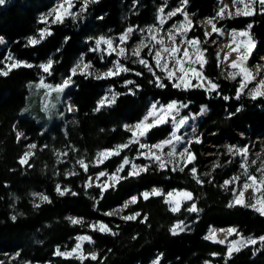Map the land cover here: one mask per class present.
Returning <instances> with one entry per match:
<instances>
[{"label": "trees", "instance_id": "16d2710c", "mask_svg": "<svg viewBox=\"0 0 264 264\" xmlns=\"http://www.w3.org/2000/svg\"><path fill=\"white\" fill-rule=\"evenodd\" d=\"M55 2L6 0L5 4H0V37L7 41V46L0 49V67L6 65L9 54L31 65L12 68L6 76L0 74L1 264H20L21 260L46 264H146L157 254H161L159 264H203L209 260L215 264H264V243L247 245L229 257L226 244L206 239L210 226L235 227L238 235L264 236V215L247 206L229 207L233 187L226 190L221 185L235 168L227 164L231 155L225 143L246 146L254 142L258 146L260 139H255L264 136V97L252 99L241 93L237 99L239 80H230L222 73L218 50L205 35V26L198 22L199 16L214 13L216 0H189L188 7L195 14L189 35L198 37L206 50L204 71L219 85L215 91L174 87V80H169L161 71H154L153 75V71L141 63L133 65V72L107 78L97 79L93 74L71 75V68L81 55L97 69L108 70L110 64L91 49L94 38L107 31L120 34L130 25L152 22L160 0H96L88 4L84 13L66 17L62 23L41 20V14ZM262 9L264 6L257 5L252 16L226 14L216 22L219 27L234 29H248L251 25L256 50H264ZM43 29H49L51 34L41 35ZM31 37L39 43L30 44ZM49 61L52 68L45 73L41 65ZM151 64L155 67L153 58ZM42 77L52 83L72 80L66 96L73 99L78 113L76 123L67 127L66 134L56 129L53 136L44 131L37 119L22 114L30 96L29 85ZM127 80H133L134 91L124 84ZM160 83L165 87H160ZM107 86L114 87L117 97L113 105L97 111ZM151 100L183 101L187 104L184 112L188 114L198 113L204 105L208 106L210 113L199 124V142L191 144L196 161L187 164L183 171L154 168L138 176H128L127 167L115 186L107 190L87 189L91 175L113 172L124 158L136 155L139 149L128 147L101 164L95 163L100 149L115 147L132 137L124 124L140 121ZM17 124L25 133L22 139ZM171 131L169 124L154 127L148 133L149 142L156 143ZM29 143L36 147L29 161L22 164L24 154L30 150ZM207 143H215L220 148L219 167L210 172L203 167L209 160L205 151H214L215 147ZM59 150L64 153L63 160L57 155ZM75 156L88 165L87 170L76 163L75 170L66 173L71 166L70 159ZM193 167L197 168L203 183L194 178L190 171ZM58 183L70 190L61 195L57 191ZM152 185L166 191L185 188L193 192L194 198L185 202L178 212H173L164 196L143 198V191ZM36 191H44L49 199L42 200ZM133 195L137 196L136 203L127 204L120 214L106 215ZM193 203L197 211L190 212L188 208ZM136 213L139 216L134 220L122 218ZM74 217L80 218L81 223L73 224L70 218ZM97 220L107 223L113 231L93 228L92 223ZM179 221L190 222L192 226L173 235L171 229ZM83 233L93 239V243H86L85 250L87 254L95 253L96 260L81 261L56 255L59 248H72L77 236ZM14 253L18 256L11 259Z\"/></svg>", "mask_w": 264, "mask_h": 264}, {"label": "rangeland", "instance_id": "374dc122", "mask_svg": "<svg viewBox=\"0 0 264 264\" xmlns=\"http://www.w3.org/2000/svg\"><path fill=\"white\" fill-rule=\"evenodd\" d=\"M73 7L71 9V11L73 13H78L77 15L74 16H79L82 13H84L86 10H82L85 6L86 0H71ZM6 3V0H4V3ZM65 3V0H56L54 6L49 9L48 11H45L41 14V20L43 21H47L50 23H54L55 21V13L56 10L59 8V6L61 4ZM90 2H87L86 4V9L87 6ZM260 5L259 3H256L254 5L255 11H256V6ZM226 6V11H225V15L228 13V11H231L233 13V15H235V10L237 7H243V5H237L234 0H216V9L214 11L213 14H206V15H202L199 16L198 18V22L202 23L205 26V30L207 33H209L210 35H208L209 41L211 43H214L217 50H218V57H219V65L221 67L222 73L225 75L226 78L230 79L228 76V73L230 71H238L236 69H231L229 67V65L231 64L232 61L237 59V53L235 52H231V47H235V45L232 44V33L233 32H240L246 29H234V28H229L226 26H222L219 27L217 25L216 19L220 18V16H218V13L220 12V10L222 8H225ZM189 0H187V4L184 3V0H176V1H171V0H160V2L157 5V9L154 13V19L152 22H148L145 23L143 25H130L128 26L124 32L120 33V34H114L111 31H107L101 35H99L98 37L94 38L93 40V44L91 46V49L93 51H95V53L97 55H99L102 59V61L109 63L110 64V68L112 70H115L116 64L117 62L125 67H127L128 69H130L127 72H133L135 71V69H133V65L138 64L140 59H145L148 61V64L152 66L153 71H155L156 73L160 72L161 70L159 68H155L152 64H151V58L154 59L155 61V52L160 50L162 47L166 46L171 48L173 45L171 43V41L167 38L168 36V31L171 29L174 31V26H179L180 24H182L184 22V15L182 12H178L175 16H169L168 13L171 11L176 10L177 8H182L184 10V12H186L188 14V17L190 20L193 21L194 24V17L195 14L190 12L189 9ZM163 8V19H164V23L161 24L160 23V19H161V12L160 9ZM224 15V16H225ZM223 16V17H224ZM66 17H70V16H65L64 19ZM210 18H214V23L216 24V27L218 29H220L219 32L217 33H213L212 32V28L211 25H209L207 23V20ZM63 19V20H64ZM150 27H154V31H153V35H157V38H164L165 39V45L161 46L159 44H157L155 41L151 40V36L148 32V29ZM132 29L131 32H129L128 30ZM155 29H162V31H155ZM50 32L49 29H43L41 31V35L43 33V36L48 34ZM127 33V39L124 42L120 41V37L124 34ZM252 40L255 42V47L252 49L251 55L248 57V60L246 62V66L250 69L253 70V72H255L256 70V66L259 65L262 69L260 76L257 77V81L261 78H264V50H256L257 47V42L254 39V37L252 36V34L250 33ZM195 36H190L189 32H187L186 34L182 35H176V44L178 46H180L181 51H183L184 48L188 47L186 40L187 39H191ZM34 38V37H31ZM36 39V38H35ZM111 39L113 41V47L115 49V51H112L111 49L108 48V45L104 42L106 40ZM243 39V38H241ZM97 41H100L99 44H97ZM143 42V44H146L147 47H141V43ZM7 46V41L6 39H2V42H0V49L5 48ZM231 46V47H230ZM123 47L126 49V54L124 56H120L118 55L119 49ZM201 49L205 50L202 43L200 44ZM137 48L140 49V56L136 57L132 55V52L134 50H136ZM190 53L192 52V49H189ZM109 52H111V54H109ZM231 52L230 55H228ZM162 56L165 58V60L168 59V54L167 53H163L162 52ZM11 57V59H9ZM204 57L206 59V50L204 51ZM109 60H111L110 62H108ZM15 61H21L26 63L23 60H18L17 58H15L14 55L9 54L8 55V60L6 62V65L4 67H0V73H2L4 70H7L8 67L14 63ZM48 63V62H47ZM44 63V64H47ZM163 63V61H162ZM43 64V65H44ZM81 65V68L77 69V73H81V71L83 70V65L84 64H89L90 68L87 69V72L96 76H103L104 73H106L108 70L103 71L100 69H97L92 62H87L84 58L83 55L80 56V58L76 61L75 65L71 68V70L73 68H75L77 65ZM175 61H171L169 63V67H174ZM205 66V65H204ZM204 66H203V75L205 77L208 78V80L213 81L211 78H209L204 71ZM194 67L199 68V65H194ZM127 72H121L120 74L123 73H127ZM163 72V71H161ZM166 76L167 74L165 72H163ZM119 74V75H120ZM177 76L180 75V73L177 71L176 73ZM116 76V75H115ZM237 80H239V84L242 82V77L241 76H237L236 78ZM235 79V80H236ZM71 80V78H70ZM233 80V79H230ZM41 81H43V84L45 85V87L41 86ZM127 81H132V83H127ZM124 84L128 85L131 91L135 90V87L133 85V80H127ZM174 82L176 83L177 81L174 80ZM214 83H216L215 81H213ZM198 81L196 79H192V84L195 85L197 84ZM207 82H205L206 84ZM62 83H52L50 81L47 80L46 77H42L41 79H39L38 81H35L33 83H31L29 85L30 87V96L28 98V102L26 104V106L23 108L22 114L25 115H30L33 118L37 119V121L42 125L43 129L45 132H51L53 134V136L55 135V131L56 129H60L62 133L66 134L67 132V127L74 125L76 123V116L78 113V108L75 106L74 101L71 97H67L66 96V91L68 90L69 86L72 85V80L69 84V86L67 88H64V90L62 92H57L55 91L56 87L59 85H62ZM217 84V83H216ZM256 84V81H254L252 84H249L248 87L244 90L243 93L248 94L249 96H251L249 94L250 89H252ZM194 88V87H191ZM200 88H205L206 87L202 86ZM115 96V99L117 97V93L114 89V87L111 86H107L105 88V91L102 95V97L99 99V101H101L102 99H104L105 97L108 98V100H111L112 97ZM176 101L178 102V104H185L187 105L185 102L180 101V100H172L169 102H162L160 100H151L150 104L148 106V108L146 109L142 119L136 123H125L124 127L128 130H130L131 132H133L134 130V126L137 123H140L142 121L145 120L146 117H148L149 113L152 111V106L156 105L157 110H159L161 107L166 106L167 104ZM114 103H106L105 106L100 107V109L109 107L111 105H113ZM98 106H99V102H98ZM97 106V108H98ZM69 107H71V110H69ZM187 107V106H186ZM186 107H179V111L178 113H173V115L176 116V120L173 121L171 120V118H169L167 123H163V124H169L172 128L171 133L165 137L162 140H159L156 143H151L149 142L148 139V133L146 136L144 137H138L137 139H139L140 143H146L149 145H155L157 143H160L166 139H170L172 137V134L175 133L177 136H180L182 138V140L180 142H175V147H176V153L177 155L175 157H169L167 155V153L170 151V147H165L163 149V158L165 160H173L177 163V169H179L180 167H185L184 166V161L180 158L179 153L183 150L184 147L188 146L189 147V151L192 152L195 155V160L193 162L196 161V154L195 152L191 149V144L194 141L199 140V124L201 123L202 120H204L210 113V110L208 108L207 105H204L201 109L200 112L198 113H185L184 110ZM182 118H187V122L179 127V129H177V122L182 119ZM154 118H149L148 119V123H152ZM162 125V124H160ZM16 129L17 132L19 134V138H24L25 137V133L21 131L19 125H16ZM133 136L130 137L129 139L118 143L115 147L112 148H102L97 152V156L100 152L106 150V149H115L117 146L122 145V144H128L130 148L135 149L136 147L139 149L138 152L136 153L135 156H127L126 158L131 162L134 163L138 166H142V165H148V170L149 169H161L158 165L157 162L150 160V159H146L144 155H142V153H146L148 152V149H141L139 147L138 143H132L131 141L133 140ZM257 139H260V144L258 146H255V143L252 142L251 144L246 145V147L248 148V155H247V164H248V172L250 175H256L257 177H259L261 175V173L258 171L260 165L262 162H264V136L260 137V138H256L255 141ZM208 145H211L212 147H215L214 151L212 150H207L205 151L206 155H208L209 160L206 161V163L204 164V169L206 172H210L214 167H216V165L218 164V155L220 153V148L217 144L213 143H207ZM31 145H35L34 143H29L28 147H29V152L32 153V149L30 146ZM226 147L228 148V146H235L236 148H243L245 146H241L239 144H230V143H225ZM127 147V148H128ZM125 149V148H124ZM123 149V150H124ZM122 150V151H123ZM121 151V152H122ZM153 151H156L153 149ZM120 152V153H121ZM228 153H230L228 151ZM26 154V153H25ZM24 154V156H25ZM57 155L59 157L60 160L64 159V153L62 151H58ZM230 157L227 160V164L230 167H235L233 170V174L231 176H229L228 178L224 179L223 182L221 183L222 187L225 188L226 190H229V187H233V196L231 198V202L232 203L235 199H236V195L238 194L239 191L243 190L242 186L243 183L247 181V177L244 175V168L242 167V164L245 161V157L238 155L235 152L230 153ZM23 156V158H24ZM96 156V158H97ZM115 156V155H114ZM113 157V156H111ZM30 158V156H29ZM29 158L27 159V161L24 163L26 164L29 161ZM96 158H95V163L98 164L96 162ZM82 160L80 158H78V156H75L74 158L70 159L71 162V166H68V168L66 169V173H72L75 170V164L79 163V161ZM107 160V159H106ZM105 160V161H106ZM253 161H255V163H253ZM192 162V163H193ZM131 163L129 165L124 166L125 168H129L131 171ZM86 164V163H85ZM101 164V163H100ZM122 164V163H121ZM121 164L113 171V172H109L107 173L106 171H103L105 173H107L108 175L106 176H99V173L93 174L89 177L88 181H87V189L91 190L97 187H101L103 189V185L105 183H111L113 186H115L117 183L114 181H110L109 177L116 173V170L121 166ZM189 164V163H188ZM168 167H173L172 164H168L165 168ZM123 169V171H124ZM197 170V168H196ZM123 171L119 172L118 175L122 178L123 176ZM196 175L198 176V172L196 173ZM234 177H239V182L238 183H233L230 184L228 186L224 185L225 181H229L232 180ZM89 183L91 186H89ZM99 185V186H98ZM59 187V189L61 191H64L65 193L68 192L70 190V188L65 187L64 185H62V183H58L57 188ZM110 188V187H108ZM107 188V189H108ZM153 189H160L162 190L165 194H167L168 192L171 191H181V190H186L188 192H191L188 189H172L170 191H166L163 187L159 186V185H152L150 186V188L146 189L143 191V193L145 192H149L151 193V191ZM104 190V189H103ZM60 192V191H59ZM194 198V194L193 192H191ZM35 194L37 196H47V194L44 191H36ZM260 194H255V196H259ZM151 196V195H150ZM132 197H136V195L130 196L128 198H126L124 204L122 206H117L113 209L110 210L111 213L114 214H120L122 212V210L124 209V205L129 204L130 200L132 199ZM165 199H167L166 195L164 196ZM47 198L49 199V197L47 196ZM244 199L246 202L250 203L253 199H254V192L253 189L249 188L247 191L244 192ZM191 201V200H190ZM187 202V201H182L181 202V208L183 206V204ZM169 204V203H168ZM170 207L172 208L173 205L169 204ZM195 206L197 208V205L195 203ZM180 208V209H181ZM76 219L81 220L78 217H74ZM180 222V221H179ZM178 223V222H177ZM176 223V224H177ZM100 224H105L108 226V228L111 229L110 232H112V228L105 222L103 221H93L92 225H96V228L99 229V225ZM175 224V225H176ZM192 226V223L190 222H186L183 221V229L187 230ZM229 228H234L235 227H217V226H210L208 232H207V237L211 234V232L213 230L216 231L217 234V239L218 240H225L226 242L224 244H226L229 247V242L232 240H240L241 237L244 238H256L258 239L259 237H255L253 235H249V236H244V235H237L236 237L234 235L229 236L228 233L226 231H221V230H227ZM237 231V229H236ZM179 232V230H178ZM81 236H88L91 237L90 234L88 233H83V234H79L77 236V242L75 243V245L72 248H67V249H60L59 250L61 252H69L71 251L73 248H75L77 243H81L82 244V252L87 255L86 250H85V245L86 243H88L89 241H80L78 239V237ZM261 237V236H260ZM90 243H93V239L91 237V241ZM250 245V244H249ZM243 248V247H242ZM241 248V249H242ZM18 253H14L12 255H10V258H17ZM65 257V256H64ZM70 258H77L76 256H72ZM78 259V258H77ZM161 259V254H157L156 256H154L148 263L146 264H155V262L157 260H159L160 262ZM80 260V259H79ZM3 259H0V264L2 263ZM83 261V260H81ZM20 264H46V263H42V262H33L30 260H21ZM203 264H215L213 261L209 260V261H205Z\"/></svg>", "mask_w": 264, "mask_h": 264}, {"label": "snow or ice", "instance_id": "6c2138e0", "mask_svg": "<svg viewBox=\"0 0 264 264\" xmlns=\"http://www.w3.org/2000/svg\"><path fill=\"white\" fill-rule=\"evenodd\" d=\"M87 2H96V0H86L85 6L82 10H86V4ZM234 2L237 5H243V7H237L235 10V15H244V16H252L255 14V8L254 5L256 3H259L260 5L264 6V0H234ZM4 0H0V4H3ZM184 3L187 4V0H184ZM73 7V4L71 0H65V3L61 4L59 8L56 10L55 13V21L54 22H63V19L65 16H74L77 15L78 13H73L71 11ZM264 10V9H262ZM163 8L160 9L161 12V19L160 23L163 24L165 21L163 19ZM226 11V6L225 8H222L220 12L218 13V16L223 17L225 15ZM178 12H182L184 15V22L180 24L179 26H174V31L169 30L168 31V36L167 38L171 41L172 47H162L160 50L155 52V67L159 68L161 71L165 72L167 74V77L169 80H176L177 82L174 83V87L180 88L183 87L185 89L191 88V87H206L208 91H215L219 85L214 83L211 80H208L207 77L203 75V66L207 63V60L204 57V51L201 49L200 44L201 41L198 37H193L191 39H187L186 43L188 47L184 48L183 51H181L180 46L176 44V35H184L187 32L191 31L194 27L193 21L189 19L188 14L184 12L182 8H177L174 11H171L168 13V15L175 16ZM229 16L233 15L231 11H228L227 13ZM207 23L211 25L212 32L217 33L220 31L216 27V24L214 23V18H210L207 20ZM250 29L251 25L248 26V29L240 31V32H233L232 35V44L235 45V47H231V52L237 53V59L232 61L229 67L231 69H236L238 71H230L228 73V76L230 79L235 80L237 76L242 77V82L240 83V87L237 93V99H239V96L241 93L244 92V90L248 87L249 84H252L254 81H256L255 86L250 89L249 94L251 95L252 99H257L258 97H264V78H261L257 81V77L260 76L261 74V67L259 65L256 66L255 72H253L252 69L248 68L246 66V62L248 60V57L251 55L252 49L255 47V42L252 40V37L250 35ZM129 32L132 31V29L128 30ZM154 27H150L148 29V32L151 36V40L155 41L157 44L163 46L165 45V39L164 38H157V35H153ZM155 31L159 32L162 31V29H155ZM49 35L51 33H48ZM43 35V33H42ZM206 36L210 35L209 33H205ZM243 38V39H241ZM2 37H0V42H2ZM127 39V33L122 35L120 37V41L124 42ZM107 45L108 48L111 49L112 51H115L113 47V41L111 39L104 41ZM29 43L32 45H35L39 43V40L35 38H30ZM100 41H97V44H99ZM141 47H147L146 44L141 43ZM189 49H192V52L190 53ZM163 53L168 54V59L165 60V58L162 56ZM231 52L228 54L230 55ZM111 54V52H109ZM126 54V49L121 47L119 49L118 55L124 56ZM133 56L139 57L140 56V49L137 48L132 52ZM11 59V57L9 58ZM175 61L174 67H169V63L171 61ZM163 61V63H162ZM139 63L145 65L146 67L149 68V71H153V68L151 65L148 64V61L145 59H140ZM24 62L21 61H15L12 63L7 70H4L2 73L3 75H8V71H10L12 68L20 67ZM194 65H199V68L194 67ZM24 66L31 67V65L24 64ZM43 71L45 73H49L51 68H52V61H49L47 64L41 65ZM81 68V65H77L75 68L71 70V75H75L77 73V69ZM90 68L89 64H84L83 65V70L81 71V74H90L87 72V69ZM130 69L127 67L119 64L117 62L115 70L109 69L106 73L103 74V76H97V79L101 78H107L115 75H119L121 72H127ZM177 71L180 73L179 76L176 75ZM137 75H140V73H137ZM153 75H155V72L153 71ZM159 81V77L156 78ZM192 79H196L198 81L197 84L193 85L192 84ZM71 80L66 79L62 85H59L56 87L55 91L57 92H62L64 88H67L70 84ZM205 82H207L205 84ZM127 83H132V81H127ZM41 86L45 87L43 84V81H41ZM160 87H165L163 83L159 84ZM224 99H228V97H224ZM115 102V96L112 97L111 100H108L107 97L99 101V106L96 109L99 111L100 107L105 106L106 103H114ZM187 105L185 104H178V102L173 101L166 106L161 107L159 110H157L156 105L152 106V111L149 113L148 117L145 118L144 121L137 123L134 126V130L132 132L133 140L131 141L132 143H138L139 147L141 149H148V152L142 153V155L145 156L146 159L153 160L158 163L159 167L161 169L165 168L168 164H172V170L176 171L177 170V163L173 160H165L163 158V149L165 147H170V151L167 153L169 157H175L177 155L176 153V147L174 144L175 142H180L182 138L180 136H177L175 133L172 134V137L170 139H166L160 143H157L155 145H149L146 143H140L138 137H144L147 135V133L154 127L159 126L160 124L167 123L169 118L171 120L175 121L176 116L173 115V113H178L179 107H186ZM69 110H71V107H69ZM149 118H154L152 123H148ZM187 122V118H182L177 122V129L179 127L183 126ZM19 135V134H18ZM199 142V140H197ZM129 145L128 144H122L117 146L115 149H106L102 152H100L96 158V162L98 164L103 163L106 159L110 158L111 156L114 155H119L120 152L124 149L127 148ZM31 148H35V145H31ZM156 150V151H153ZM228 151L230 153L235 152L238 155H241L245 157V161L242 164V167L244 168V175L247 177V181L243 183L241 191L238 192L236 195V199L229 204V207H232L234 205H241V206H247L255 209L258 211L261 215H264V162L261 163L258 171L261 173L259 177L256 175H250L248 172V164H247V155H248V148L245 146L243 148H236L235 146H228ZM32 153H26L24 158H22L21 163H25L29 156H31ZM180 158L184 161V166L186 167L188 163H192L195 160V155L189 151V147L186 146L183 148V150L179 153ZM131 162L127 159L124 158L121 166L116 170V173L112 174L109 179L110 181H114L116 183L119 182L121 177L118 175L119 172L123 171L124 166L129 165ZM255 163V161H253ZM79 164L84 168V170H87L88 165L85 164L83 160L79 161ZM219 167V165H216ZM148 170V165H142L138 166L134 163H131V171L128 173V176H138L142 172H146ZM180 171H183L184 168L180 167ZM191 173L193 174L194 178L197 179L198 183H203L202 180L199 179V177L196 175L197 170L195 167L191 168ZM108 175L105 172H100L99 176H106ZM125 179L127 176L124 177ZM239 177H234L232 180L225 181L224 185L228 186L233 183H238L239 182ZM89 186L90 183H89ZM99 186V185H98ZM113 185L111 183H105L102 187L104 190H107L108 187H112ZM249 188L253 189L254 192V199L248 203L244 199V192L247 191ZM57 191H60L61 195H64L65 192L61 191L59 187L57 188ZM75 195V193H72ZM255 194H260L258 197L255 196ZM144 199H148L150 195L154 196H165L167 197L166 203H169L173 205L171 210L173 212H178L181 208V202L182 201H190L193 200V195L191 192H188L186 190H181V191H171L165 194L162 190L160 189H153L151 193L145 192L142 194ZM42 200L47 201L48 198L47 196H41ZM137 198L132 197L130 200V203H136ZM124 207H127V204L124 205ZM188 211L190 212H195L197 211V208L195 206V203L191 205L190 208H188ZM113 213H106V215H112ZM139 216V213H136L134 215H129V216H124L122 217L125 220H134ZM13 220L16 219L15 216L12 217ZM71 222L73 224H78L81 223V220L76 219V218H70ZM146 220V217L144 218ZM183 221L178 222L176 225L173 226L171 229V232L173 235L178 234L179 231H183ZM93 228H96V225H92ZM99 231L102 232H110L111 229L108 228L107 225L105 224H100L99 225ZM221 231H226L229 236L232 235H238L236 229L234 228H229L227 230H221ZM114 234V233H113ZM80 241H91V237L88 236H81L78 237ZM206 239L213 240L214 242L217 243H225V240H218L217 239V234L216 231L213 230L211 234L206 237ZM264 243V236L259 237L258 239L256 238H244L241 237L240 240H232L229 242V247L227 249V255L229 257L232 256L234 252H239L242 247H245L249 244H256V243ZM56 255L60 256H65V257H72L76 256L80 260L88 259L91 258L92 260H96L98 257L95 253H89L85 255L82 252V244L77 243L75 248H73L69 252H61L59 249L56 251ZM155 264H159V260L155 262Z\"/></svg>", "mask_w": 264, "mask_h": 264}]
</instances>
